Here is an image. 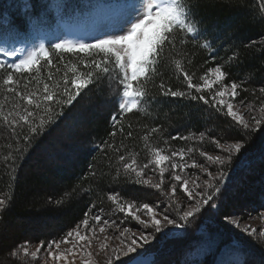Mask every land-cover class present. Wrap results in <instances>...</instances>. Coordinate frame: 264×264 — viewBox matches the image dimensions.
<instances>
[{"label":"snow or ice","instance_id":"6c2138e0","mask_svg":"<svg viewBox=\"0 0 264 264\" xmlns=\"http://www.w3.org/2000/svg\"><path fill=\"white\" fill-rule=\"evenodd\" d=\"M258 3L260 22L264 23V0H258ZM228 4L238 7L243 0H228ZM206 6L202 0H128L124 5L123 23L90 42L65 40L53 43L51 49L40 45L23 55L22 49L9 46L7 41L0 47V57H3L0 59V126L7 128L10 134V142L5 145L9 151L2 160L9 169L11 181H15L18 162L25 157L34 141L65 117V109H70L85 89L91 85L98 87L107 78L110 86L113 81L118 86V112L111 116L112 131L109 135L113 139L104 140L96 147L107 159L109 169L115 167L112 180L123 176L129 182L160 191L169 201L167 207L160 211L163 201L152 206L124 200L118 193L107 194V199L115 206L112 215L123 213L125 218L131 217L144 229H153V233L132 231L123 226L124 219L104 218L103 209L93 211L96 208L93 202L83 219L61 238L41 240L35 245L25 241L11 251V257L30 258L25 264H75L77 258L80 264H95L91 249L95 242H99V252L105 255L106 264H116L121 256L136 252L155 239V234L161 233L165 227L184 228L190 218L205 207H218L217 200L228 176L225 166H230L234 157L242 152L251 134L264 128V87L251 92L258 103H246L247 97L237 102L240 93L249 89L244 81L227 82L229 72L226 64L239 60L235 52L224 63L207 67L198 78L196 73L189 71L187 66L192 65L197 49L211 52L215 48L201 27L204 23L201 8ZM257 43L264 45V38L243 47L249 48ZM65 55L76 57L75 62L65 61ZM212 59L215 60L216 55H212ZM163 64L171 65L177 79L183 77L181 83L186 88L174 89L165 80L161 71ZM150 86L158 88V96L165 99H158L156 95L149 97ZM167 98L202 103L219 115L227 116L233 122L232 127L239 130L240 138L222 142L221 138L208 136L203 131L199 135L192 131L187 135H170L171 140L195 142L196 145L209 140L220 150L211 154L199 146L173 148L168 139H163L166 129L144 125L147 131L141 139L148 153L146 162L139 161L138 153L127 149L123 140L118 145L115 143L118 134L124 139L133 135L132 131L124 133L122 121L128 114H148L149 106L171 104ZM128 127H133L131 122ZM154 134L163 139L164 147L153 143L151 138ZM109 153L115 154L114 164ZM193 153H198L204 162L192 158ZM213 166L216 167L215 174L210 170ZM186 169H196L198 174H185ZM146 170L158 176V182ZM166 173L170 181L167 186ZM108 174L100 172L99 177ZM88 176H98L92 165ZM79 187L78 184L72 192H66L65 197L72 196ZM82 191L87 193L90 189L83 188ZM179 193H183V197L178 199ZM11 198L10 195L0 196V218L10 207ZM62 202L55 201L58 205ZM173 205L178 219L171 218L168 213ZM260 215L264 218V213ZM225 219L240 227L239 219ZM241 231L264 239V228L258 230L246 225ZM124 264H141V261L132 257Z\"/></svg>","mask_w":264,"mask_h":264},{"label":"trees","instance_id":"16d2710c","mask_svg":"<svg viewBox=\"0 0 264 264\" xmlns=\"http://www.w3.org/2000/svg\"><path fill=\"white\" fill-rule=\"evenodd\" d=\"M50 1L0 0V37L14 41L22 37L32 21L40 18L49 20L52 8L49 6ZM202 2L207 6L201 8L204 20L201 27L206 31L208 39L214 42L215 48L211 52L197 49L192 57V65L187 66L189 71L196 73L198 78L207 67L224 63L235 52L239 60L226 64V71L229 72L227 82L244 81L245 87L249 89L248 92L240 93L237 102L247 97L246 103H258L251 92L264 87V45L257 43L249 48L243 47L253 40L259 42L264 38V23L260 22L258 0H243V4L238 7L229 6L228 0ZM212 55H216L215 60ZM64 59L75 62L76 57L65 55ZM161 71L174 89L186 88L181 83L183 77L177 79L170 64L161 65ZM156 83H159L158 79ZM118 95L116 83L113 81L110 86L107 78L98 87L91 85L85 89L70 109H65V117L43 137L34 141L25 157L18 162L14 182L2 160V156L9 151L5 145L10 142V134L7 128L0 126V196L12 197L10 207L0 218V264H25L30 258H13L10 255L17 245L25 241L35 245L41 240L61 238L83 219L93 202L96 204L93 211L103 209L104 218L123 219V213L112 215L115 206L107 199V194L118 193L124 200L150 205L155 202L161 204L163 201L162 204L167 207L169 201L154 188L129 182L123 176L112 180L115 167L109 169L107 159L96 147L104 140L113 139L109 133L112 131L111 116L118 112ZM152 95L165 99L158 96V88L150 86L149 97ZM167 99L172 103L149 106L148 114H128L122 121L124 133L126 135L132 131L133 135L124 139L118 134L115 143L118 145L123 140L127 149L138 153L139 161L146 162L148 153L141 139L147 131L144 125L166 129L163 139H168L173 148L199 146L211 154H217L220 150L209 140L196 145L195 142L171 140L170 135H187L189 131L199 135L203 131L208 136L221 138L222 142L240 138L239 130L232 127L233 122L227 116L219 115L202 103L180 98ZM130 122L133 125L131 129L128 127ZM77 126L80 128L77 129ZM151 139L153 143L164 147L163 139L157 134ZM109 155L113 156L114 164L115 154ZM191 155L199 162H204L198 153ZM90 165L97 169V177L88 176ZM210 170L215 174L216 167ZM224 170L228 176L217 200L215 214L209 215L214 212L207 207L201 213L208 215L192 217L189 220L192 228L184 236L189 245L181 246L183 243H179L174 248L171 245V248L156 251L151 264H264V241L253 239V242L250 237L240 235L225 219L242 209L255 216L264 213V128L251 134L246 147ZM100 172L110 174L100 178ZM146 173L153 175L150 170H146ZM185 174L195 176L198 173L194 169H186ZM165 176L167 186L170 182L167 180L168 173ZM153 177L158 182V176ZM78 184L80 187L76 193L65 197V193L72 192ZM83 188H89L90 191L85 193ZM181 197L183 193H179L177 198ZM57 200L63 202L58 205L55 203ZM175 208L173 205L168 213L174 212ZM124 220L125 226L135 228L130 220ZM160 246L163 248V245Z\"/></svg>","mask_w":264,"mask_h":264},{"label":"rangeland","instance_id":"374dc122","mask_svg":"<svg viewBox=\"0 0 264 264\" xmlns=\"http://www.w3.org/2000/svg\"><path fill=\"white\" fill-rule=\"evenodd\" d=\"M127 2L128 0H52L51 3L55 6L54 16L53 13L50 12L49 20L39 19V22L32 21L22 37L19 39H13L14 41L3 36V38L0 37V47H3L4 42L7 41L9 46H15L16 48L22 49L21 55H23L27 50L39 48L40 45L48 48L53 43H60L65 40L72 42H90L93 38L111 32L123 23L125 15L124 5ZM0 59H3V57H0ZM111 93L113 94L112 91ZM76 128L78 129L80 127L77 126ZM194 170L195 173H198V170ZM153 204L154 205L152 206H155L159 203L155 202ZM165 206L164 204H161L159 210L163 211ZM182 207H186V205H182ZM205 209H207V207H205ZM205 209L202 211H205ZM211 211L214 213L209 215H214L216 208H212ZM201 214L202 216L208 215V213H198L196 216ZM233 214H231L233 215L231 218L239 219L240 221L239 228L228 222L229 226L234 228V231L240 232V235L245 237H250L252 241L253 239L264 241V239L259 238L258 235L254 238L241 231L246 225H251L258 230L264 228V218H261L260 214L255 216L244 212V209H242L241 212H233ZM169 215L171 218L178 219L176 211L169 212ZM122 216L124 219V214ZM141 218L147 219L146 216H142ZM126 219L130 220L129 222L131 224H134L136 229H131L132 231L137 233L143 231L146 234L153 233V229H144L138 224V222L132 220L131 217H127ZM191 228L192 225L190 222L181 229L167 226L161 233L155 234V239H151L149 243L144 244L142 248H138L136 252L121 256L120 260L116 261V264H123L124 261L126 262L132 257H136L140 260L141 264H151L156 251H161L165 247L171 248V245L173 246L172 248H174L178 246L179 243H183L181 246L189 245V243L186 242L187 240H184V236L185 232ZM159 244L163 245V248ZM91 251H93V260L95 263L98 264L101 261L106 262L105 255L102 252H99V242H95V247L91 249ZM98 252L99 254L97 255L96 253ZM164 253L165 252H163V254ZM75 264H80L79 258L76 259Z\"/></svg>","mask_w":264,"mask_h":264}]
</instances>
